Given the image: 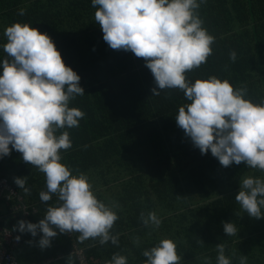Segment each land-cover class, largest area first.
<instances>
[{"label": "trees", "instance_id": "16d2710c", "mask_svg": "<svg viewBox=\"0 0 264 264\" xmlns=\"http://www.w3.org/2000/svg\"><path fill=\"white\" fill-rule=\"evenodd\" d=\"M95 11L91 0H0V45L6 43V27L30 24L52 38L65 65L81 77L85 95L70 107L85 116L78 128L67 129L73 146L62 152L61 162L73 174H86L97 198L119 216L112 229L118 246L64 234L68 250L62 259L76 242L94 264H107L115 253L126 256L128 264H144L143 251L168 238L177 245L180 264H203L205 257L216 264L219 243L226 245L233 264H239L241 255L248 264H264V219L249 217L235 200L240 181L246 176L264 179V171L243 163L225 168L210 151L202 155L175 121L179 107L188 103L183 92L165 89L153 96L154 78L143 58L111 49ZM199 11L215 43L207 62L187 73L188 78L227 79L246 88L247 99L264 103V0H207ZM232 51L235 62L229 58ZM5 57L0 48V59ZM0 177L8 178L37 212L59 203L56 195L47 203L40 200V192L47 190L45 175L15 150L0 159ZM17 177H27L29 193L14 183ZM9 207L2 206L8 212ZM152 211L162 221L158 229L145 227L140 219ZM19 221L11 215L4 225L18 229ZM222 222H232L239 234L226 236ZM20 236L23 245L27 233Z\"/></svg>", "mask_w": 264, "mask_h": 264}, {"label": "clouds", "instance_id": "9594fccd", "mask_svg": "<svg viewBox=\"0 0 264 264\" xmlns=\"http://www.w3.org/2000/svg\"><path fill=\"white\" fill-rule=\"evenodd\" d=\"M207 0H91L94 18L103 40L113 50L131 52L143 58L155 87L153 96L165 89H178L188 101L175 117L178 128L190 138L202 155L209 151L225 168L245 164L264 171V103L247 99L246 88H236L216 76L190 80L187 73L205 64L213 54L215 37L204 27L201 5ZM21 9L19 15L23 16ZM6 43L0 45L6 57L0 59V159L19 152L28 165L45 175L46 191L39 196L59 203L47 207L38 223L18 222L21 233L41 234V249L51 247L59 234L78 233L83 242L118 246L112 229L119 219L112 207L95 195L86 174H73L62 161V152L72 148L67 129L78 128L85 113L70 107L85 95L81 77L65 65L61 53L47 33L27 23L5 28ZM235 62L237 54L230 52ZM27 177L14 183L29 193ZM235 200L247 215L264 219V179L246 176L240 181ZM145 227L158 229L162 223L152 211L140 217ZM226 236H236L232 222H222ZM17 240L20 239L18 236ZM200 243H203L199 240ZM216 264H233L225 255L226 245L216 246ZM144 264H180L176 243L168 238L143 251ZM66 264H74L71 255ZM107 264H128L126 256L112 255ZM203 264H211L205 257ZM239 264H248L241 255Z\"/></svg>", "mask_w": 264, "mask_h": 264}, {"label": "built area", "instance_id": "2783aa9c", "mask_svg": "<svg viewBox=\"0 0 264 264\" xmlns=\"http://www.w3.org/2000/svg\"><path fill=\"white\" fill-rule=\"evenodd\" d=\"M3 201L13 203L14 211H23L24 216L29 215L28 208L23 204L22 197L10 186L6 178L0 177V205ZM17 234L12 231L5 230L2 238L0 237V264H20L17 260L14 249L20 245V240H17ZM70 255L75 259L77 264H94L90 261L86 250L81 248L74 242L73 250ZM49 261H40L32 264H51Z\"/></svg>", "mask_w": 264, "mask_h": 264}, {"label": "crops", "instance_id": "0c3cea01", "mask_svg": "<svg viewBox=\"0 0 264 264\" xmlns=\"http://www.w3.org/2000/svg\"><path fill=\"white\" fill-rule=\"evenodd\" d=\"M40 208L41 210L39 212L33 213L28 218L30 219L32 216L35 217L33 220H31L30 223H38L39 220L45 216L46 210L43 211L41 206ZM8 214L9 212L7 209L1 208V215L4 218L7 219ZM17 227L18 222L16 223V228ZM41 235L42 233L38 234L36 237H32L30 233H27L25 242L23 243L22 247L18 249V258L21 264H32L34 262H40L46 259L48 260L53 258H55V261L52 264H66L67 257L62 259V256H60L65 254L64 252L68 250V244L67 241H65L64 234L58 233L57 237L52 240L51 247L46 249H41L38 245V241ZM59 256L61 258H58Z\"/></svg>", "mask_w": 264, "mask_h": 264}, {"label": "bare ground", "instance_id": "6f19581e", "mask_svg": "<svg viewBox=\"0 0 264 264\" xmlns=\"http://www.w3.org/2000/svg\"><path fill=\"white\" fill-rule=\"evenodd\" d=\"M1 178H4V177H1ZM7 180H8V178H6ZM9 181V180H8ZM9 184H10V182H9ZM10 186H12L11 184H10ZM13 187V186H12ZM14 188V187H13ZM16 191V190H15ZM23 200V199H22ZM23 204L28 208V211H29V215L28 216H24V214H23V211H14L13 210V203H8V202H6V201H3L2 203H1V205H0V211H1V208H2V206L3 205H6V206H10L9 207V214H8V217L9 216H11V215H13L16 219H19L20 221L21 220H24V221H26L33 213H37V211H38V208H37V206H32V205H29V204H27V203H25L24 201H23ZM5 221H6V218H4L2 215H0V237L2 238V236H3V232L5 231V230H7V231H12L13 233H15V234H17L19 237H20V245H18V246H16L15 247V249H14V254H15V256H16V258H17V260L19 261V258L17 257V251H18V249L22 246V240H21V236H20V231L18 230V229H10V228H7L4 224H5ZM69 235L72 237L73 236V233H69ZM76 243V242H75ZM77 244V243H76ZM73 245H74V243L72 244V250H73ZM71 250V251H72ZM71 253V252H70ZM61 258V257H60ZM49 260H51L52 262H51V264L52 263H54V261H55V259H48V260H45V261H49ZM75 260V259H74ZM76 262V261H75ZM19 263L21 264V262L19 261ZM76 264H77V262H76Z\"/></svg>", "mask_w": 264, "mask_h": 264}, {"label": "rangeland", "instance_id": "374dc122", "mask_svg": "<svg viewBox=\"0 0 264 264\" xmlns=\"http://www.w3.org/2000/svg\"><path fill=\"white\" fill-rule=\"evenodd\" d=\"M106 195V194H105ZM109 201H111V199L109 200ZM112 202V201H111ZM38 208V207H37ZM153 234H151V236H152ZM163 239H165V238H163Z\"/></svg>", "mask_w": 264, "mask_h": 264}]
</instances>
